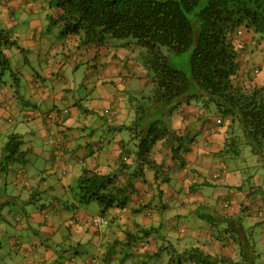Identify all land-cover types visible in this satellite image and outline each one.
I'll return each mask as SVG.
<instances>
[{"label":"trees","instance_id":"16d2710c","mask_svg":"<svg viewBox=\"0 0 264 264\" xmlns=\"http://www.w3.org/2000/svg\"><path fill=\"white\" fill-rule=\"evenodd\" d=\"M48 4L52 9V23L58 26L59 36L65 41L72 39L75 42L78 37L77 41L86 46L99 47L114 40H125V44L143 48L144 60L151 72L150 94L130 100L129 112L134 113L133 120L129 125L122 124L119 128L129 130L131 144L126 147L125 140L121 139L114 172L102 173L84 167L75 186L68 182L67 191H72L75 200L87 203L95 200L105 212L111 208L124 209L127 193H140L135 182H147L145 174L150 172L148 168L156 167L153 182H157L158 186L157 167L164 164L158 159L159 153L162 156L168 154L175 161L181 160L182 153L189 152L193 142L188 141L180 129L174 130L161 122V112L174 105L215 107L218 122L212 127L211 133L217 142L220 140L219 135H222L219 152L235 157L244 154L249 148L250 154L256 159L254 161V157H251L250 160L254 162H249L246 168L251 172L259 170L260 166L264 168V0H49ZM14 40L7 30L0 27L2 71L10 70L9 59L3 48L8 44L16 46ZM15 49L22 51L18 46ZM187 51L190 53V75L174 68L170 62L171 54ZM249 52L259 60L251 62L247 58ZM55 112L63 121L69 115L68 108H56ZM64 139H58L59 146H62ZM22 142L19 134L10 135L0 168L6 171L10 163L25 160L21 153ZM186 163L188 160L183 157L179 164L181 170ZM238 171L232 170V175H240ZM188 173L197 174L198 179L193 182L200 186L199 189L208 183L207 177H201L194 168H189ZM119 175L123 182L118 179ZM221 176L216 171L212 178L219 180ZM224 187L227 188L228 184L225 183ZM188 189L191 193H198L197 190L192 191L189 185ZM162 190H153L150 200L138 203L135 208L137 212L144 216L152 215V197H156V194L162 196ZM260 190L263 196L264 190ZM220 202H228L227 206L232 204L228 198L221 196L208 206H197L195 210L200 212L204 209L198 217L206 225L209 224L210 230L219 231L220 223L227 224L228 228L222 231L226 238L215 239L221 247L225 245L227 253L216 247L214 249L211 243L183 242L180 234L186 230L178 226V221L161 234L159 226L162 222L155 219L149 226L138 222L135 232H127L124 240L115 241L136 246L133 251L119 250L117 254L122 253L124 256L118 263L264 264V248L257 249L256 243L252 241V231L244 225V219L251 215L250 211L246 212L242 204V214L226 215L218 210ZM6 203L0 202V209ZM45 203L43 201L38 206L40 210H46ZM262 212L264 216V210ZM263 216L259 213L256 219L258 225L264 220ZM93 217H88V222L93 228L99 229L91 223ZM110 221H113V216ZM110 221L107 220V224ZM16 223L12 225L13 228ZM156 223L158 227H155ZM2 230L0 228V264H15L17 259L14 253H18L9 248L7 252L2 251L3 242L5 244L8 240L7 231ZM152 241L155 250L147 251L145 246L152 244ZM62 253L64 250L57 252V261H63ZM102 256L106 258L105 264L112 257L108 251ZM129 257L131 259L128 262ZM92 263H95V259Z\"/></svg>","mask_w":264,"mask_h":264},{"label":"rangeland","instance_id":"374dc122","mask_svg":"<svg viewBox=\"0 0 264 264\" xmlns=\"http://www.w3.org/2000/svg\"><path fill=\"white\" fill-rule=\"evenodd\" d=\"M48 3L49 0H0V27L7 30L10 36L15 38L14 41L17 44L16 46L8 44L7 47L3 48L4 54L9 59L10 70L2 71L0 64V101H6V103L0 104L6 110L4 114L0 115V161L4 147L10 137L8 135L10 129H16L17 132L22 134L23 146L21 149L25 150V153H23L24 161L10 163L6 171L0 168V202H7L0 209L2 214L7 210L3 215L7 222L6 224L3 223L4 229L2 232L7 231V233H11L7 228L15 223L17 216L20 215L22 223L25 224V219L30 214L31 216L39 214L37 208L39 204H30L33 198L38 197L43 198L42 201L44 202L45 199H48V202L52 201L51 203L59 206V208L69 204L70 208L67 209L69 210L67 211L68 219L70 215L78 214L77 206L79 205V210L82 211L84 218H86V215L83 212L86 211L88 215L91 213L90 217L94 216L92 214H98L103 215L106 220L110 221V214L103 211L99 202L93 200L87 203L77 199V202H75V197L71 195L72 191H65L63 185L68 184L67 178H70L69 183L75 186L77 177H70L68 168H65L62 162L65 158L66 164L75 163L76 170L80 174L84 168L80 160L98 155L102 151L101 148H104L105 151L111 150L113 143H116V138L123 137L126 147H128L131 144L129 130H124L125 128L119 130L120 124V126L117 125V130L113 128V135L110 136L108 126L113 122L122 123L120 121L129 125L134 117V113H129L131 110L130 100L133 101L141 95H148L152 90L151 72L145 63L143 48L125 44V40H114L99 47L86 46L77 41L78 37L75 38L76 43L72 39H70L71 42L65 41L63 37L59 36L58 26L52 23V9ZM17 46L22 51L15 49ZM247 50L250 49L247 48ZM189 54V51H187L173 53L170 56L171 65L183 71L186 75H190ZM248 57L251 62L252 60H259L257 56L253 57L250 52L247 55ZM26 58L29 60L25 61ZM58 61L61 62L62 69L59 68L61 65ZM62 75L64 80H62ZM30 80L34 90L30 86ZM46 88H50L49 90L53 94L47 91L48 97L42 98L40 92L46 90ZM69 95L74 96V100L71 102L76 99L80 101L77 111L81 117L80 121L75 124L77 126L73 128L74 135L77 136L75 138L77 147L74 152L65 155L62 153L63 146L58 144V139L63 137L65 132H68L64 129L67 120L63 121L61 117H58V112H55L56 108L53 106L62 107L64 105L63 101H66L64 97H69ZM115 111H118V113L111 119V115ZM87 113L93 116L88 118ZM40 115L45 117L46 125L38 126L36 123ZM203 116L205 117V124L203 127H198L203 121ZM216 116L215 107L212 105L193 108L185 105H174L161 112L160 120L174 130L180 129L188 141L195 138V141H193L194 147L199 150L201 147L196 142L203 141L209 133L208 128L216 126L215 123L218 122ZM204 130H207V132L205 133ZM84 137H86V140L91 137L95 139L89 140V143L84 145ZM94 148L96 151L92 153L91 150L94 151ZM203 152L206 151L203 150ZM187 153H182V158L180 157L181 160L183 157L188 160L185 166L190 163L187 168H194L200 173L201 177H207L206 180L208 181L199 189L200 186L195 185L193 182L195 175L188 173L191 179L189 187L191 186L192 191L201 192L206 198L205 203H209L214 199H220L221 194L218 193L217 189L220 190L225 183L228 184V187H224L222 190L228 193L230 191V195L227 194L223 197L228 198L230 203L243 204L244 210L246 212L247 210L250 211L251 215L244 219V225L252 231V241L256 243L257 249L264 248V220L258 225L255 220L256 217L253 215L255 213L253 205H260L262 200L264 203V199L259 200V202L256 201L264 196H261L262 191L260 190V188L264 190V168L260 166L259 170L256 169L253 172L246 168L256 159L253 154H250V149L247 148L244 154L235 155V157L222 155L220 152H212L211 154L208 152L206 154L199 152ZM251 157H254L253 162L250 160ZM102 160L105 159L102 158ZM181 160H176V163H164L162 166L157 167V181H160V184L158 186L155 184L154 188L160 187L163 189L164 201H158L157 203L155 201V204L150 205L152 211L150 217L161 220L162 225L159 226L161 234L167 228H172L175 223L173 220L176 219L178 226L180 228L182 226L186 230L185 234H180L184 239L183 242L190 243L193 239L192 234H197L200 227L205 224V221L198 217L199 214L204 212V209H201L200 212L195 210L197 206L204 208V204L181 205L180 199L189 192V189L187 190L188 181H186V177L182 178L184 176L179 165ZM214 161L220 165L219 168L212 169L215 166L212 163ZM155 169L156 167L148 168L150 174L146 173L145 177L154 179ZM235 169L240 172L236 179L232 176L235 177L237 173L232 176L229 175ZM132 170H134L133 167ZM217 170L222 171V177L219 180L226 181L224 184H219V180L212 178L213 173ZM253 170L255 169L253 168ZM252 173L254 174L252 175ZM133 182L135 181L133 180ZM137 190L139 189L137 188ZM248 195H251V197L248 201H245ZM132 198L133 194L127 193V197H124L126 199L124 209H129L133 205ZM253 198L255 201L252 200ZM119 199L122 200L121 196ZM242 199L244 203H242ZM74 204H76V207ZM226 209L219 208L218 210L225 212ZM263 210L264 206L259 209L258 214L261 213V216H263ZM51 213L52 211L48 212V218ZM134 221H136V226L138 220L135 219ZM130 223L123 224V228H129ZM110 224H103L101 227L105 228ZM120 224L122 223L120 222ZM149 225L150 223L145 226ZM155 227H158L157 223ZM226 227L227 224L220 223L218 226L220 233L221 231L225 232ZM35 228H37V225H35ZM111 230L116 229L111 228ZM136 230L137 226L133 229V232ZM125 231L123 230L122 233H125ZM25 232L20 231L19 233ZM34 237L36 235L31 234L30 238ZM107 238L99 247V254L108 251L110 255H114L118 248L111 244L113 238ZM108 241L110 242L108 243ZM215 242L218 243V241ZM152 244L154 245L153 241ZM2 251H8L7 244L3 246ZM123 256L124 254L116 256L115 259L121 260ZM99 257L104 259L103 256ZM237 264L247 263L237 262Z\"/></svg>","mask_w":264,"mask_h":264},{"label":"crops","instance_id":"0c3cea01","mask_svg":"<svg viewBox=\"0 0 264 264\" xmlns=\"http://www.w3.org/2000/svg\"><path fill=\"white\" fill-rule=\"evenodd\" d=\"M61 65V62L58 61ZM62 69V65L59 67ZM59 75V74H57ZM264 75V74H263ZM263 75L261 74V80L263 79ZM62 80H64V78L62 77ZM126 82L127 80L124 79ZM30 86L32 88L33 84H31V80H30ZM35 87V85H34ZM30 88V90H31ZM33 89V88H32ZM38 89V88H36ZM50 88H46V90H43L40 92V96L43 97H48L47 91H49V93L53 94V92L49 90ZM34 90V89H33ZM32 91V90H31ZM64 105L62 107L54 105V108H68L69 109V115L67 117V125L65 126V130L68 132L64 133L63 138L64 142L62 144L63 146V150L62 153H64L65 155L70 154L72 152L75 151L76 147H77V142H75V138L77 136L74 135L73 132V128H75L76 123H78L80 121V113H78L77 111V107L79 105V102L77 99L74 102H71L72 100H74V96H70L69 97H64ZM2 103H6L5 100L0 101V104ZM1 106V114H4V112H6V110L3 108L2 105ZM191 108H193V106H189ZM51 109V108H49ZM39 110V109H38ZM48 110V109H47ZM39 112V111H38ZM41 112V111H40ZM118 113V111L114 112L113 115H111V119L114 118V115ZM130 113V112H129ZM40 114V113H39ZM89 113H87L88 115ZM91 116H93L92 114L88 115V118H91ZM35 119V118H34ZM45 117L40 115V118L36 121V123L38 124V126H41L43 124H45ZM205 117L203 116V121H201V124L198 125V127H203L205 124ZM110 122V121H109ZM123 124H126L123 121H120ZM122 123H115L113 122L111 125L108 126V133L111 135H113V128H115L117 130V127L120 126V124L122 125ZM46 125V124H45ZM118 125V126H117ZM85 127V126H84ZM86 128V127H85ZM52 129V127H51ZM212 128H208V134L206 136V138L201 141V142H196L198 144V146H200L201 148H199V150L197 148L194 147V143L192 142L191 145V149L189 150V152L187 154H192L195 152H199L201 154L208 152L209 154H211L212 152H216L218 153L220 150L219 147V142H221L222 139V135H219V142H217V140L214 138V136L211 133ZM204 132L206 133L207 130ZM11 134H19L21 136L22 139V134L17 132L16 129L15 130H9L8 135L10 136ZM212 136V137H211ZM85 142L84 145H87L89 142V140H94V137L88 138L86 140V137H84ZM116 143H113V146L111 148V150H104V148H101V152L96 155V156H91V157H85L83 159H81L80 161L83 163L84 167H87L88 169H96L101 171L102 173H112L111 171L114 172V170L117 167V162L119 159V153H120V149H121V139L124 141L123 137H119L116 138ZM195 138H193V141ZM84 141V140H83ZM96 141V140H95ZM109 141V140H108ZM109 143V142H108ZM93 145H95V143H93ZM23 145H21L22 147ZM93 148V147H92ZM98 148V147H97ZM203 148V149H202ZM206 151V152H203ZM24 151V152H23ZM96 149L94 148V151L91 150V152H95ZM22 153H25V150L21 149ZM64 155V157H65ZM63 158V157H62ZM105 159V160H102ZM65 159V158H64ZM62 164H64L65 168H68V173H70V177L72 176H76L78 177L80 174H78L77 172V167L75 165V163L73 164H66V162L64 161ZM158 159L160 161H163L164 163L170 164L172 163H176L175 160H173L168 154H166L165 156H162L160 153L158 155ZM215 166L212 167V169L214 168H219L220 165L216 164L217 162H212ZM190 165L187 164V166H185L184 168H182L181 173L185 178L186 177V181H188V185L189 182H191L190 176H188V171L189 168H187ZM58 166V165H57ZM70 166V167H69ZM218 172H220V174L222 173L221 170H217ZM150 174V172H148ZM192 175H195L194 180H196V173H191ZM222 175V174H221ZM230 176H232V174H229ZM237 176H239L238 174H236L235 177L232 176V178L236 179ZM222 177V176H221ZM227 177V176H226ZM224 177V178H226ZM148 180L147 182L142 185V182H135L136 183V187L139 189L138 191H140V193L138 195H133V205L129 208V209H117V208H111L109 210V214L112 218L113 216V221L111 222L110 226L108 227H98L99 229L93 228L90 223L88 222V217L91 216V213L88 215L86 211L83 212L84 215H86V218H84L82 216V211H80V206H77V212L78 214H74V215H70V218H67V210L68 208H70L69 204H65L64 206H61L59 208V206H56L54 203H51L52 201L48 202L49 200H45V204H47L45 207L46 209L49 208V210H45L42 209L40 210L39 207L38 208V215L37 216H28L25 220L26 223H22V218L18 221V218L21 217L20 215L17 216V219L15 222H17L14 226V230L12 228L11 225H9V227L7 229H9V231H11V233H7L8 234V243H5L8 245V248L10 249V251L14 252L16 251L18 254L14 253L16 255L17 259L15 262V264H105L106 263V258L101 259L99 256H102L104 253L100 252L99 254V247L103 244V241L105 240L106 237H108L107 239L113 238V241L111 242V244L115 245V248H118L117 251L114 252V255H112V257H110V260L107 262V264H119L118 262L120 260H116L115 258H117L116 256H119L121 254H117V252L119 250L121 251H130V250H135L136 246H133L132 243L126 244V243H115V241L122 239L124 240L126 238V234L127 232H133V229L135 228V223L136 221H134L135 219L138 220L139 223H143L145 225H148L149 223L151 224L155 219H153L150 216H144L142 213L137 212V210L135 208L138 207V203L142 204V203H146L148 200H150L151 195L153 196L152 192L153 190H155L156 192L161 191L162 188L158 187V188H154L155 184L157 182H153V179L150 177H146ZM67 182H70V178H67ZM118 179L123 182V178L119 175ZM181 181V180H180ZM226 181L220 180L219 184H224ZM159 185V184H158ZM188 185H187V190H188ZM63 188L65 189V191H67V185H63ZM223 188H220V190L217 189L218 193L221 194V196L227 195L228 192L223 191ZM68 192V191H67ZM154 193V192H153ZM162 194V193H161ZM164 194V193H163ZM163 194L162 196L160 194H156V197H152L153 198V204H155L158 201H164L163 198ZM161 197V199H160ZM166 197V195H165ZM41 198V197H40ZM38 198H33V200H31L30 204L32 205V203H37L39 205H41L43 203L42 199ZM39 199V200H38ZM206 198L202 195L201 192L198 193H191V192H187L186 194H184V196L180 199V202L182 203L181 205L183 206H187V205H192L193 203H200V204H204V206H208L209 203H205ZM264 199L263 197H260L258 200H256L257 202H259V200ZM249 197L247 196L245 201H248ZM254 200V198L252 199ZM238 201V200H237ZM255 201V200H254ZM75 202H77L75 200ZM228 202H223L221 204V202L219 203V207L218 209H226L225 212H223L226 215H239L242 214L244 211H241V204H229V206H227ZM242 203H244V200L242 199ZM33 204V205H34ZM38 205V206H39ZM51 206V207H49ZM74 206L76 207V204H74ZM227 206V207H225ZM255 207L253 215H255L254 217L259 216L258 211L259 209H261V207L264 206L263 200L261 202L260 205H253ZM165 208V207H164ZM50 211H52L51 216L48 218V212L50 213ZM221 212V211H220ZM4 213H6L5 211L3 212V214L0 212V228L4 229L3 227V223L6 224L7 220H5L4 218ZM42 213H44L42 215ZM92 215H98V214H92ZM149 218V219H148ZM255 219V220H256ZM73 220L74 223H70ZM175 223L177 222V220H173ZM120 222L122 224H120ZM131 222V223H130ZM127 223H130L128 225L129 228H123V224L126 225ZM174 223V224H175ZM71 224V225H69ZM35 225H37V228H35ZM45 225V226H43ZM112 225V226H111ZM115 225V226H114ZM118 225V227H117ZM206 225V224H204ZM114 226V227H113ZM208 226V227H206ZM200 227V229L198 230L197 234H192L193 241H202L203 243H211L210 246L211 247H216V249L220 250V251H224L227 253L226 247L225 245L223 247H221V245L219 243L216 244V238L220 237V238H226L225 233H220V231H214L213 229L210 230L209 228V224ZM47 227H49V231L47 230ZM57 227V228H56ZM115 228L116 230L112 231L111 228ZM52 228L53 231H52ZM220 229V228H219ZM97 230V231H96ZM123 230H126L125 233H122ZM20 231H26L25 233H19ZM30 232V233H29ZM29 233V234H28ZM37 233V234H36ZM110 233V234H109ZM31 234L36 235V237L34 238H30ZM225 235V236H223ZM112 236V237H111ZM215 238V239H214ZM110 241H108L109 243ZM226 242V240L224 241ZM227 243V242H226ZM3 242V246L5 245ZM225 244V243H224ZM228 244V243H227ZM216 245V246H215ZM146 250L148 251H153L155 250V246L152 244H147V246H145ZM121 248V249H120ZM64 250L63 254V261H57L59 259H57L56 255L58 251ZM92 254V255H91ZM96 257V258H93ZM85 259V260H84ZM93 259H95V263H92ZM131 257L128 258V262L130 261ZM129 264V263H128Z\"/></svg>","mask_w":264,"mask_h":264},{"label":"built area","instance_id":"2783aa9c","mask_svg":"<svg viewBox=\"0 0 264 264\" xmlns=\"http://www.w3.org/2000/svg\"><path fill=\"white\" fill-rule=\"evenodd\" d=\"M91 223L95 227H101V225L107 224V220L105 219V217L103 215H96L92 218Z\"/></svg>","mask_w":264,"mask_h":264}]
</instances>
